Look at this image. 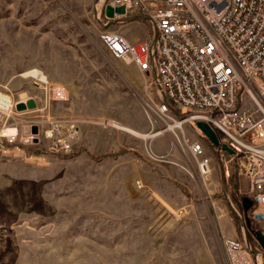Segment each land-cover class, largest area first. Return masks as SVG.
<instances>
[{
  "label": "rangeland",
  "instance_id": "1",
  "mask_svg": "<svg viewBox=\"0 0 264 264\" xmlns=\"http://www.w3.org/2000/svg\"><path fill=\"white\" fill-rule=\"evenodd\" d=\"M105 9V0H0V89L41 104L22 77L41 70L68 93L48 115L82 125L71 154L50 153L43 135L0 148V264H230L229 239L259 249L264 264V221L244 210L235 160L209 143L212 172L202 175L171 131L147 138L167 125L151 124L144 77L101 36L148 40L153 29ZM103 119L126 130L91 126Z\"/></svg>",
  "mask_w": 264,
  "mask_h": 264
},
{
  "label": "built area",
  "instance_id": "2",
  "mask_svg": "<svg viewBox=\"0 0 264 264\" xmlns=\"http://www.w3.org/2000/svg\"><path fill=\"white\" fill-rule=\"evenodd\" d=\"M105 1L109 20L124 23L145 17L153 29V37L135 43L117 32L101 36L114 58L132 64L144 77L151 124L161 120L167 125L149 135L171 131L196 160L198 171L208 175L211 159L205 156L210 142L197 123L209 124L220 140V147L211 146L235 160L248 183L253 218L264 221L259 214L264 213V0ZM24 78L42 102L29 93L0 89V148L21 151L26 145H40L43 135L50 153H73L82 125L48 115L52 101H67L66 89L41 70H30ZM30 100L36 102L35 109L17 110ZM31 112L35 117L20 118ZM35 126L38 135L32 134ZM91 126L126 130L109 119ZM225 170L229 176L228 163ZM226 249L230 264H259L262 255L237 239H229Z\"/></svg>",
  "mask_w": 264,
  "mask_h": 264
},
{
  "label": "water",
  "instance_id": "3",
  "mask_svg": "<svg viewBox=\"0 0 264 264\" xmlns=\"http://www.w3.org/2000/svg\"><path fill=\"white\" fill-rule=\"evenodd\" d=\"M138 20H146V18L145 17H134L130 19V21H138ZM35 108H36V102L34 100H30L27 104L20 103L17 106V110L20 112L26 111L27 109L33 110ZM197 127L204 133V135L207 137V139L213 146H215L216 148L220 147L219 137L209 124L205 122H198ZM32 134L33 135L39 134L38 127L35 126L32 128ZM222 149L231 155L234 153L233 150L227 147L226 145H222ZM253 205L254 203L250 198L245 197L243 199V207H244L245 212H249L252 209ZM247 223L248 225H250L251 223L250 220H247ZM256 237H257L259 244L264 249V233L262 231H258L256 232Z\"/></svg>",
  "mask_w": 264,
  "mask_h": 264
},
{
  "label": "bare ground",
  "instance_id": "4",
  "mask_svg": "<svg viewBox=\"0 0 264 264\" xmlns=\"http://www.w3.org/2000/svg\"><path fill=\"white\" fill-rule=\"evenodd\" d=\"M28 72H26V73H24L23 75H22V77H25L26 76V74H27ZM113 122H115V121H113ZM115 124H119V123H117V122H115ZM120 125V124H119ZM162 133H158L157 135H148L147 136V138H155V137H158L159 135H163L164 133H166L167 131L166 130H163V131H161Z\"/></svg>",
  "mask_w": 264,
  "mask_h": 264
},
{
  "label": "crops",
  "instance_id": "5",
  "mask_svg": "<svg viewBox=\"0 0 264 264\" xmlns=\"http://www.w3.org/2000/svg\"><path fill=\"white\" fill-rule=\"evenodd\" d=\"M131 23H134V24H136L135 22H131ZM129 41H131V42H138V41H145V40H136V39H134V38H128V37H126Z\"/></svg>",
  "mask_w": 264,
  "mask_h": 264
},
{
  "label": "trees",
  "instance_id": "6",
  "mask_svg": "<svg viewBox=\"0 0 264 264\" xmlns=\"http://www.w3.org/2000/svg\"><path fill=\"white\" fill-rule=\"evenodd\" d=\"M253 209H251L250 211H252ZM251 222V221H250Z\"/></svg>",
  "mask_w": 264,
  "mask_h": 264
},
{
  "label": "flooded vegetation",
  "instance_id": "7",
  "mask_svg": "<svg viewBox=\"0 0 264 264\" xmlns=\"http://www.w3.org/2000/svg\"><path fill=\"white\" fill-rule=\"evenodd\" d=\"M250 225H251V223H250ZM250 225H249V226H250Z\"/></svg>",
  "mask_w": 264,
  "mask_h": 264
}]
</instances>
